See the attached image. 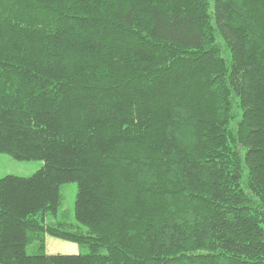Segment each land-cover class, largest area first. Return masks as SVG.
Instances as JSON below:
<instances>
[{
  "label": "trees",
  "instance_id": "1",
  "mask_svg": "<svg viewBox=\"0 0 264 264\" xmlns=\"http://www.w3.org/2000/svg\"><path fill=\"white\" fill-rule=\"evenodd\" d=\"M0 153V264H264V0H0Z\"/></svg>",
  "mask_w": 264,
  "mask_h": 264
},
{
  "label": "rangeland",
  "instance_id": "2",
  "mask_svg": "<svg viewBox=\"0 0 264 264\" xmlns=\"http://www.w3.org/2000/svg\"><path fill=\"white\" fill-rule=\"evenodd\" d=\"M44 162L41 160L22 161L7 153H0V178L6 175L29 177L35 174ZM78 191L76 182H69L61 187L62 204L59 207L56 217L49 215L46 222L56 224V221H67L78 224L75 218V200ZM46 250L51 254H79L89 253L87 246H80L78 243L46 235ZM35 244L28 245L29 254L36 253Z\"/></svg>",
  "mask_w": 264,
  "mask_h": 264
}]
</instances>
